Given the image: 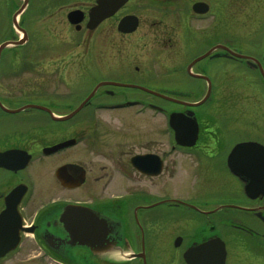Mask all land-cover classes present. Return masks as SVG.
<instances>
[{"label":"flooded vegetation","instance_id":"flooded-vegetation-1","mask_svg":"<svg viewBox=\"0 0 264 264\" xmlns=\"http://www.w3.org/2000/svg\"><path fill=\"white\" fill-rule=\"evenodd\" d=\"M98 1L95 0L88 10L86 7L76 8L67 14V19L69 22V15L73 12L81 13L79 32L85 30L87 37L99 32L94 46L100 50L108 48L113 66L119 62V44L114 37L109 41L103 39L104 35L101 34V30L113 20L119 18L117 31L125 37L136 34L142 26L149 24L163 26L160 29L163 39H169L176 32L171 19L167 18L168 14L175 13L167 9L175 0H149L146 4L149 8L150 5L160 7L155 11L160 13V17L158 20L155 18L154 23L140 14V6L133 5L136 1L144 4L147 0H125L115 15L103 21L95 30H90V14ZM49 2L51 4V0H0V36L8 30L18 36L5 40L0 46L5 42L19 41L20 31H25L27 42L11 48L18 50L28 47L30 27L36 25L39 16L38 6L47 3L46 8H50ZM199 3L208 6L205 16L212 13L210 2L188 1L181 9L182 14L175 18L176 25L185 23L192 15L198 17L194 6ZM225 8L228 10L227 4ZM18 13L16 27L14 18ZM128 18L137 20L138 28L133 33L120 31V25ZM74 28L77 32V27ZM124 28L127 29L126 26ZM151 29L155 30V27ZM89 41L81 46L84 49L92 47ZM212 50L211 55L199 61ZM242 50L226 40L187 60L182 71L183 78L206 83L207 92L209 83L211 85L210 97L201 107L180 105L179 109L168 110L163 104L151 102L147 97L162 103L168 101L152 93L174 100L184 99L186 94L161 87L153 90L152 87L125 84L123 81L118 83L112 80L115 76L101 80L94 92L107 86L139 91L146 97L102 101L88 108L84 101L75 104L76 101L72 102L70 97L46 92L44 86L37 96L25 98L23 102H8L17 98L0 93L1 251L10 249L8 245L19 240L14 250L0 256V264H187L185 256L191 249L212 243L213 252L214 241L218 238L226 247V264H242L241 256H234L238 239L251 243L253 248L258 246L264 250V245L261 247L264 244V196L260 195L262 190L259 192V188H254L252 193L258 196L251 198L252 194L247 193L246 180L248 174L264 171V164L255 156L249 157V163H246L245 157H241L243 162L237 166L241 173L239 177L233 173L230 164V156L238 145L255 143L264 147L261 132L257 140H245L248 130H225L221 123L224 116L216 113L211 101L220 94L214 92L215 80L221 74V71H217L219 65H215L216 62L234 61L243 64L256 71L264 82L260 73L261 66L264 69V58L256 59ZM6 51L1 53L0 65ZM231 52L244 58L233 56ZM161 66H165V63ZM136 71H139L138 67ZM166 76H156L150 71V76L141 82L160 83V79ZM38 79L35 78V81ZM104 95L130 96L110 90H106ZM128 104L135 105L129 107ZM205 105L207 108L204 110L202 107ZM135 111L140 116L152 111L162 122L152 127L142 124L122 125L123 121L131 120L128 117H132ZM102 112L110 113L116 122L120 121L119 125L112 127V123H104L101 118H96L99 115H95ZM190 113L195 115L198 124V139L195 142L190 138L177 140L169 123L172 138L167 141V115L170 120L171 115L188 116ZM67 117L70 118L59 120ZM192 143L193 146H189ZM168 146L171 150L167 152ZM174 154L192 159V175L197 180L201 179L181 199L171 198L166 189L168 174L173 181L179 173L187 170L183 159L182 162L181 159L169 160ZM28 156L29 164L22 167ZM103 160L111 164L104 176L92 167ZM46 163L56 165L54 177L44 172L43 165ZM65 167L69 170L63 174L66 180L64 184L58 173ZM31 173L48 180L43 182L51 186V194L55 192V185H59L64 191H81V199L51 201V194L45 197L47 200L39 197L38 182L29 176ZM118 177L129 184L126 191L103 199L102 180L115 181ZM228 178L234 180V187L228 186L225 181ZM105 186H110L109 182ZM120 188L121 184L117 182L114 190ZM69 206L79 209L71 214L66 210ZM9 210L18 214L19 224L15 220H1ZM66 218L69 219L68 223Z\"/></svg>","mask_w":264,"mask_h":264},{"label":"rangeland","instance_id":"rangeland-1","mask_svg":"<svg viewBox=\"0 0 264 264\" xmlns=\"http://www.w3.org/2000/svg\"><path fill=\"white\" fill-rule=\"evenodd\" d=\"M9 1V0H8ZM95 0H71L65 2L62 0H51L50 8L48 5L39 4L37 23L31 29L30 43L24 49L14 50L8 48L2 58L0 65V93L11 94L8 102H23L24 99H32L44 90L48 93L70 97L72 102L84 101L88 108L95 103L102 101H115L120 99H143L139 91H130L127 88H110L104 87L94 92V88L101 80H107L115 76L114 81H123L130 85H140L153 90L156 87L167 88L177 93L186 94L185 98H178L185 102H197L202 100L207 94V85L194 79L183 78V67L190 58L208 50L211 46L218 43L229 42L237 49H243L245 54L251 55L256 59L264 58V0H204L212 4V13L205 17L191 16L185 23L177 26L176 20L181 9L190 1L199 0H175L170 5L173 14H168L167 18L171 19L172 24L176 27V32L166 39L160 37L163 26H153L149 24L142 26L136 34L125 37L119 35L117 31L118 19L113 20L108 26L104 27L101 34L103 39L112 40L119 44L118 55L119 62L113 66L109 58L111 56L108 48L100 50L94 46V40L100 36L85 35L83 32H76L74 26H71L67 19V14L76 8H85L88 10L92 7ZM134 1H132L133 3ZM147 0L144 4L138 1L133 3L134 6H140V14L150 23H154L160 17L159 6L150 5ZM9 3V2H8ZM226 4L228 10H226ZM144 7V8H142ZM137 10V8H135ZM154 11V13H153ZM227 11V12H226ZM8 11L7 18L9 17ZM155 16V17H154ZM184 20L182 17L180 18ZM165 26V25H164ZM155 27V30L151 28ZM146 28V30L144 29ZM149 28L151 30H149ZM182 28L183 30H178ZM100 31V32H101ZM108 31V32H107ZM116 34V35H115ZM11 37H18L16 34L7 31L5 35L0 36V44L5 40H11ZM92 46L84 49L81 45L87 40ZM192 56V57H191ZM165 63V66H161ZM217 71L221 74L215 80V91L220 93L215 95L211 101L220 115L224 116L223 128L225 130L239 128L240 131H247L245 140H257L259 131L261 132L262 142L264 143V82L260 75L249 67L234 61H220L215 65ZM139 71H136V68ZM203 67H200L202 69ZM152 71L156 76L167 75L160 83H150L151 81L141 82L146 76H150ZM171 75V77L169 76ZM27 78V79H25ZM35 78H39L35 81ZM129 81L130 83H128ZM49 82V83H47ZM159 88H157L158 90ZM120 91L124 97H110L104 95L105 91ZM61 93V94H60ZM64 93V94H62ZM119 93V92H117ZM18 94V95H16ZM151 102H159L168 110L179 109L180 106L170 102H160L153 97H147ZM211 108V104H209ZM207 105L202 107L206 109ZM137 115H136V114ZM129 122L123 121L122 125L142 124L156 126L162 121L155 117L152 111H147L141 117L136 111ZM99 115V116H98ZM95 116L101 118L104 123H112V127L119 125L110 113L102 112ZM167 135L166 140L172 138L169 129V116L166 119ZM127 126V125H126ZM120 127V126H118ZM73 129L71 128L70 131ZM155 138H158L155 136ZM229 138V137H228ZM230 140V139H229ZM237 140V139H236ZM169 145V143H167ZM167 152L170 147L166 148ZM184 160V170L179 173L175 180L169 179L167 175L166 189L167 193L173 199L186 197L184 194L192 190L194 183H200L193 175L194 164L190 158H182L178 154L171 155L169 160ZM169 162V161H168ZM171 165V164H170ZM44 172L50 177H54V167L56 165L44 164ZM95 170L102 172L108 171L111 164L108 161H99ZM170 171V170H169ZM37 180L39 186V197L48 199L51 194V186L44 184L43 181L35 174H29ZM45 177V176H44ZM56 181V180H55ZM228 186L234 187L233 179L225 180ZM109 182L110 186H105ZM111 182V183H110ZM121 184L119 190H114L116 183ZM121 178L115 181L110 179L102 180V198H110L115 193H124L129 184ZM219 182V181H218ZM235 184H234V183ZM52 183V181H51ZM57 183V182H55ZM222 184V181H221ZM214 187H217L215 185ZM55 192L51 194L49 200L57 199H81V191L68 192L64 191L59 185H55ZM150 191L154 192L153 189ZM158 192V191H155ZM262 244L261 247H263ZM251 246V247H250ZM254 250V251H253ZM241 256L242 264H264V250L258 246L253 248L251 243L238 239L234 256ZM246 258L245 260L243 259ZM253 260V261H251ZM49 264V263H48Z\"/></svg>","mask_w":264,"mask_h":264},{"label":"water","instance_id":"water-1","mask_svg":"<svg viewBox=\"0 0 264 264\" xmlns=\"http://www.w3.org/2000/svg\"><path fill=\"white\" fill-rule=\"evenodd\" d=\"M124 4H125V0H99L97 3V7L91 11L90 23L88 25V29L95 30L103 21H105L106 19H108V18L112 17L114 14H116V12ZM194 10L199 15H205L208 13V6H206L205 4L199 3V4H196L194 6ZM19 14L20 13H18L14 18V23H15L16 27H17V18L19 16ZM69 21L73 25H78L77 29L80 30V28H81L80 23L82 21L81 13L80 12L71 13L69 15ZM128 22H129V26H127ZM125 26L127 29L124 28ZM137 28H138L137 20L134 18L126 19L120 25V31H123V33H133L137 30ZM20 32L23 34V39L20 42H6L0 46V58H1V53L6 48L11 47V46H19V45H22V44L27 42L28 37H27L26 32L25 31H20ZM231 54L233 56H236L239 58H244L243 56H237L233 52H231ZM203 58H205V57H203ZM203 58H201V59H203ZM201 59H199V60H201ZM261 74L264 78V71L262 68H261ZM203 79H207V78H203ZM210 92H211V85L209 83V89H208V93H207L206 97L204 98V100H202L201 102H199L197 104L185 103V102L177 101L174 99H170V98L158 95L156 93H152V92L151 93L153 95L160 96L161 98H163L167 101H171L173 103L180 104V105H183L185 107H199L208 100V98L210 96ZM70 117H67L65 119H59V120L60 121L67 120ZM170 127L175 132L177 140L190 138L192 140V142H195L198 139L199 129H198V124L196 123L195 115L193 113L188 114V116H185L184 114L171 115ZM189 146H193V143ZM252 156L257 157L258 161L260 163L263 162V164H264V147L259 145V144H255V143H247V144L238 145L234 149L233 153L230 156V164H231L233 173L237 177L241 176L240 170L237 167L243 162L241 157H245V159L247 161L246 163H249V157H252ZM238 158H239V160H238ZM259 158H261V160ZM29 160H30V157L28 156V158L26 159L27 162L24 161L25 163L23 164L22 167H25L27 164H29L28 163ZM68 170L69 169L67 167H65V168L61 169L58 173V177L60 179L62 178L61 180H62V182H64V184L66 183V180H64L63 174L65 172H67ZM247 177H248L246 179L247 183H248L247 193L252 194V195H250V197L255 199L258 196V195L257 196L254 195L252 193L254 188H259V192L262 190L260 195L264 196V171H262L260 174H259V171H257L256 173H253V174H248ZM20 198H22V197H20ZM14 206H15V204H14ZM77 209H79V207L69 206L66 210H67V212H70L71 214H73L74 212H77L76 211ZM1 220L2 221L15 220L17 222V224L20 223L18 214H16L15 212H13L11 210L7 211L4 214V216L1 218ZM66 220H68V221H66V223H68L69 219L66 218ZM18 244H19V240L12 243V245H8V247H10V249H7L6 251L5 250L1 251V249H0V256L5 254L6 252H9L10 250H14V248ZM0 245H2V244L0 243ZM212 246H213V244L211 243V244H207V245H202L198 249H191L187 253V255L185 256V260H186L187 264H226L227 253H226L225 244L222 242V240L218 238L214 241V251L213 252H211ZM208 250H209V252H208Z\"/></svg>","mask_w":264,"mask_h":264},{"label":"snow or ice","instance_id":"snow-or-ice-1","mask_svg":"<svg viewBox=\"0 0 264 264\" xmlns=\"http://www.w3.org/2000/svg\"><path fill=\"white\" fill-rule=\"evenodd\" d=\"M238 160H239V158H238Z\"/></svg>","mask_w":264,"mask_h":264}]
</instances>
